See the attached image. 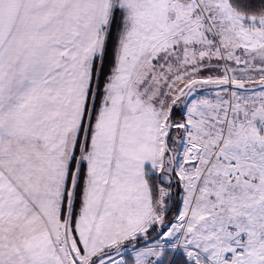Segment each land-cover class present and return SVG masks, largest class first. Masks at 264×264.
Returning a JSON list of instances; mask_svg holds the SVG:
<instances>
[{
    "label": "snow or ice",
    "instance_id": "1",
    "mask_svg": "<svg viewBox=\"0 0 264 264\" xmlns=\"http://www.w3.org/2000/svg\"><path fill=\"white\" fill-rule=\"evenodd\" d=\"M0 264H264V0H0Z\"/></svg>",
    "mask_w": 264,
    "mask_h": 264
}]
</instances>
